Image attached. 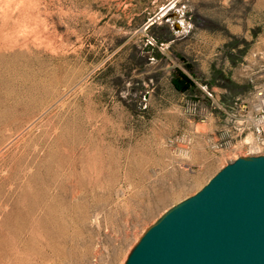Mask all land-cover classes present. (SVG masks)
I'll return each instance as SVG.
<instances>
[{
    "label": "rangeland",
    "instance_id": "obj_1",
    "mask_svg": "<svg viewBox=\"0 0 264 264\" xmlns=\"http://www.w3.org/2000/svg\"><path fill=\"white\" fill-rule=\"evenodd\" d=\"M262 83L264 0H0V264H124Z\"/></svg>",
    "mask_w": 264,
    "mask_h": 264
},
{
    "label": "water",
    "instance_id": "obj_2",
    "mask_svg": "<svg viewBox=\"0 0 264 264\" xmlns=\"http://www.w3.org/2000/svg\"><path fill=\"white\" fill-rule=\"evenodd\" d=\"M124 264H264V153L229 161L167 209Z\"/></svg>",
    "mask_w": 264,
    "mask_h": 264
},
{
    "label": "built area",
    "instance_id": "obj_3",
    "mask_svg": "<svg viewBox=\"0 0 264 264\" xmlns=\"http://www.w3.org/2000/svg\"><path fill=\"white\" fill-rule=\"evenodd\" d=\"M251 112L248 114V105L242 104L240 110L249 115L251 124V138L244 139L240 146L234 145L235 150L243 149L245 155L264 153V83L258 85L255 90ZM216 149L232 148L231 144L216 141Z\"/></svg>",
    "mask_w": 264,
    "mask_h": 264
},
{
    "label": "flooded vegetation",
    "instance_id": "obj_4",
    "mask_svg": "<svg viewBox=\"0 0 264 264\" xmlns=\"http://www.w3.org/2000/svg\"><path fill=\"white\" fill-rule=\"evenodd\" d=\"M173 6H174V4H173ZM173 6L171 5L168 7L169 12L167 14H174L175 10H172Z\"/></svg>",
    "mask_w": 264,
    "mask_h": 264
},
{
    "label": "crops",
    "instance_id": "obj_5",
    "mask_svg": "<svg viewBox=\"0 0 264 264\" xmlns=\"http://www.w3.org/2000/svg\"><path fill=\"white\" fill-rule=\"evenodd\" d=\"M230 161H231V160H230ZM225 165H226V164H225ZM223 166H224V165H223ZM223 166H222V167H223Z\"/></svg>",
    "mask_w": 264,
    "mask_h": 264
},
{
    "label": "trees",
    "instance_id": "obj_6",
    "mask_svg": "<svg viewBox=\"0 0 264 264\" xmlns=\"http://www.w3.org/2000/svg\"><path fill=\"white\" fill-rule=\"evenodd\" d=\"M178 87V85H176Z\"/></svg>",
    "mask_w": 264,
    "mask_h": 264
}]
</instances>
